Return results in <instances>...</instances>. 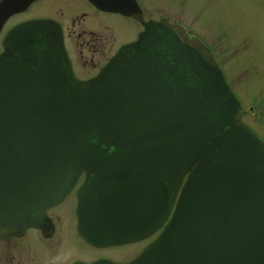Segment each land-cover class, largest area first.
<instances>
[{
  "label": "water",
  "instance_id": "1",
  "mask_svg": "<svg viewBox=\"0 0 264 264\" xmlns=\"http://www.w3.org/2000/svg\"><path fill=\"white\" fill-rule=\"evenodd\" d=\"M31 1L1 0L0 28ZM90 1L132 12L126 1ZM142 24L84 81L72 75L53 21H24L7 33L0 234L43 227L44 209L86 171L78 232L96 246L135 241L162 224L187 174L169 221L128 264H264V144L240 121L201 43L165 20Z\"/></svg>",
  "mask_w": 264,
  "mask_h": 264
},
{
  "label": "flooded vegetation",
  "instance_id": "2",
  "mask_svg": "<svg viewBox=\"0 0 264 264\" xmlns=\"http://www.w3.org/2000/svg\"><path fill=\"white\" fill-rule=\"evenodd\" d=\"M110 1L119 3L126 1L130 12H132L123 14L118 11L103 9L90 0H33L23 12L29 11L30 7H36V11L23 19L45 18L53 20L59 25L71 71L79 80H86L95 76L121 45L137 38L138 34L144 29L142 22L150 19H165L169 23L180 25L188 38H196L201 41L210 50L217 64L222 63L221 67L224 75L228 72L226 62L229 57L227 53L231 54V46L228 47L225 42L228 33L221 32L213 24H206V32L214 29L213 31L218 34L215 39L206 38L207 40H204L201 38L200 36H204V33L198 32L196 27L192 25L196 31L191 25L188 26L189 24L186 23V20H182L183 15L190 17L196 14L194 10L189 12L185 9L188 14L184 13L181 15V8L177 9L172 4L167 6V3H174V0ZM189 1L195 7V0ZM250 2H253L256 7L264 0H247V3ZM23 12L11 15L4 23L0 32V52L3 50L2 39L4 35L14 24L23 19L15 22L10 21L14 16ZM133 14H136L137 17L133 16ZM82 20L86 23L83 24L85 29L81 31ZM66 21H70L71 26H68ZM115 21L130 25L129 33L124 35L126 29L119 32L117 25L120 24ZM96 22L104 23V25H98ZM76 23L80 28L79 30L74 29ZM114 32H119L123 37L117 40ZM216 47H219V49L217 50ZM238 99L239 101L241 100L240 97ZM240 103L244 106L242 101ZM247 106L248 110L253 111L254 114L252 123L249 122L248 124L254 125V131L264 142L263 112L259 109L251 108L250 104H247ZM242 115L243 111H241ZM261 127H263V131ZM85 175L86 171H82L73 187L62 199L45 208L43 227L30 226L20 233L0 234V264H75L76 262H93L100 259L127 263L159 234L169 219L170 215L162 226L137 242L106 246L89 244L77 231L76 216L78 189L85 180ZM27 185H32V179L29 180ZM135 243L139 244V248L137 247L138 249L134 250L133 245ZM81 248H84V253H81Z\"/></svg>",
  "mask_w": 264,
  "mask_h": 264
},
{
  "label": "rangeland",
  "instance_id": "3",
  "mask_svg": "<svg viewBox=\"0 0 264 264\" xmlns=\"http://www.w3.org/2000/svg\"><path fill=\"white\" fill-rule=\"evenodd\" d=\"M170 4L175 5L177 9L181 8V15L186 13L185 9L189 12L194 10L196 14L190 17L183 15L182 20H186L188 26L191 25L192 28L194 25L198 32L204 33V36H200L204 40L215 39L218 34L213 31L214 29L206 32V24H213L221 32L228 33L225 42L228 47L231 46V54L227 53L228 72L225 71V77L232 92L240 97V101L244 104L241 105L242 121L247 124L252 123L254 117L253 111L248 110L247 104H250L251 108L261 110L264 118V2L256 7L253 2L247 3V0H195V7L189 0H174V3H167V6ZM35 11L36 7H30L29 11L14 16L10 22L26 18ZM83 21L81 31L85 29L83 24L86 22ZM115 22L120 24L117 25L119 32L126 29L124 35L129 33L130 25L121 21ZM66 23L71 26L70 21ZM96 24L104 25L101 22ZM74 29H80L77 23ZM119 32H114L117 40L123 37ZM216 49L218 50L219 47ZM219 66L221 67L222 63ZM248 125L255 128L253 124ZM263 127H261L262 131ZM137 247L139 248V244L135 243L134 250ZM83 249L81 248V253H84Z\"/></svg>",
  "mask_w": 264,
  "mask_h": 264
}]
</instances>
